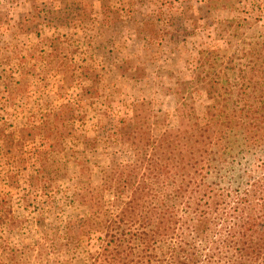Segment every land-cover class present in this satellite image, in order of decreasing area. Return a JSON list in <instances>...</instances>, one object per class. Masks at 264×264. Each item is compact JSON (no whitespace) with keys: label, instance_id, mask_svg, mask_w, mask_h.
Masks as SVG:
<instances>
[{"label":"trees","instance_id":"16d2710c","mask_svg":"<svg viewBox=\"0 0 264 264\" xmlns=\"http://www.w3.org/2000/svg\"><path fill=\"white\" fill-rule=\"evenodd\" d=\"M30 1L26 20H62L68 18L69 10L78 15L77 19L88 15L89 6L83 0H51V7L45 2L39 4V0ZM27 23L20 29L33 31L37 26L29 20ZM40 43L49 48L45 66H57L53 74L59 80V91L51 102L36 106L21 102L14 117L23 122L11 124L8 118L2 119L0 228L22 232L25 219L15 211V193L40 207L43 219L55 213L60 186L58 173L51 171L50 165L59 158L78 162L82 176L71 200L86 206L88 212L59 228L64 239L61 246L53 248L47 232L22 246H13L9 240L2 243L11 251L9 264H51L60 254L71 264L264 262V134L252 138L244 130L235 132L228 146L233 155L225 165L224 152L216 148L226 134L221 112H210L207 121L195 130L175 137L168 133L156 136L153 127L161 122V116L146 100L131 104V130L122 132L112 127L117 112H110V106L100 100L106 96L102 95L96 65L73 60L76 52L61 34L43 36ZM22 53L20 63L29 58L30 66H37L36 59ZM43 57L39 53L37 60ZM215 69H199L204 73L203 81L209 78L211 96L227 77V68ZM257 69L259 103L264 106L262 62ZM20 75L19 80L13 71L5 76L1 99L17 96L21 100L26 96L27 101L32 100V84L44 79L43 75L24 67ZM184 89L182 86L192 116L195 101ZM92 111L102 116L95 137L88 136L83 128ZM236 119L242 124L245 115ZM252 121L260 128L264 125L259 117ZM64 132L68 136L53 141V135ZM101 142L113 152L101 170V187L96 188L90 165L81 157L95 151Z\"/></svg>","mask_w":264,"mask_h":264},{"label":"rangeland","instance_id":"374dc122","mask_svg":"<svg viewBox=\"0 0 264 264\" xmlns=\"http://www.w3.org/2000/svg\"><path fill=\"white\" fill-rule=\"evenodd\" d=\"M50 1L39 0L38 3L45 2L51 7ZM83 1L89 6L85 18L77 19L78 15H73L72 10L67 11L68 18L62 20L30 18L29 23L37 26L33 31H23L20 25L28 26L26 17L31 1L0 0V88L3 89L2 80L12 71L15 80H19L23 67L41 73L44 78L31 83V101H27L26 96L21 100H17V96L0 98V124L3 118H8L11 124L23 122L14 117L21 102L36 106L57 97L59 80L53 74L57 66L53 63L45 66L49 48L40 40L43 36L61 34L76 52L73 60L82 64L88 60L96 65L102 95L106 96L100 100L110 106V112L118 114L113 128L129 132L131 104L142 100L151 102L153 110L161 116V122L153 127L156 136L168 133L175 137L195 130L207 121L210 112H221L226 134L216 148L224 152L225 165L233 155L228 146L235 132L244 130L252 138L264 134V125L260 128L252 121L256 117L264 121V106L259 103L261 96L257 89L260 81L257 66L261 62L264 66V0H213L216 4L201 0ZM21 52L32 57L30 60L36 59L37 66H30L29 58L20 63ZM39 53L44 56L43 60H37ZM204 66L212 72L215 68H227V77L212 96L207 87L209 78L205 82L204 73H199ZM182 86L187 92L185 95L194 98L196 113L192 116ZM241 114L245 115L244 124H237L236 117ZM101 117L91 112L83 125L88 136L98 134ZM65 134L56 133L52 139L54 142L63 140ZM66 141L71 146L69 139ZM111 152L113 149L101 142L95 151L81 157L90 165L93 187H101V170L109 164ZM3 160L0 154V169ZM50 169L58 173L57 185L60 186L55 213L43 219L40 207L28 204L15 193V211L25 221L22 232L0 228V264L11 261V251L3 246L7 240L13 246H22L47 232L53 239L52 247L61 246L64 225L88 212L86 206L71 200L82 176L78 162L59 158ZM51 264L71 263L67 256L60 254Z\"/></svg>","mask_w":264,"mask_h":264}]
</instances>
